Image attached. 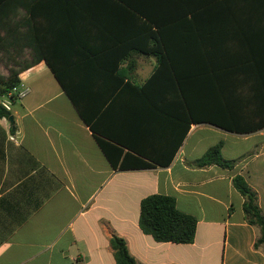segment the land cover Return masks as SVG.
Wrapping results in <instances>:
<instances>
[{"label": "crops", "instance_id": "0c3cea01", "mask_svg": "<svg viewBox=\"0 0 264 264\" xmlns=\"http://www.w3.org/2000/svg\"><path fill=\"white\" fill-rule=\"evenodd\" d=\"M184 13L204 16L193 28L205 48L172 54L174 70L175 60L186 63L177 67L191 78L194 107L202 97L204 112L232 130L191 124L175 154L183 125L176 134L175 103L164 96L175 81L142 90L159 65L144 52L145 31L166 29L175 45V15ZM2 31L12 35L4 43L0 36V61L24 62L20 82L47 80L0 100L13 119L0 117V264H117L115 235L138 264H264L260 231L233 185L242 176L264 215V0H5ZM52 67L99 137L138 149L153 165L115 170ZM35 93L46 96L33 101ZM219 142L231 168L193 165ZM155 194L197 219L194 243L143 233L141 202Z\"/></svg>", "mask_w": 264, "mask_h": 264}, {"label": "trees", "instance_id": "16d2710c", "mask_svg": "<svg viewBox=\"0 0 264 264\" xmlns=\"http://www.w3.org/2000/svg\"><path fill=\"white\" fill-rule=\"evenodd\" d=\"M4 1L5 0H0V4ZM203 17L204 16L200 13L175 15V22H178L181 26V28H175V45L168 44L167 38L168 34L171 32L166 29L157 31L148 29L145 31L146 40L149 39V44L145 47L144 52L145 54L158 56L159 65L142 90L147 91L148 87L156 84L159 85L158 83L160 81H162L163 84L166 83L169 87L171 80L175 81V88L164 93L166 97L165 101L175 103V121L178 123V126L175 128L176 134L179 133V126L183 125L179 138L175 141V154L182 146L191 124L209 122L218 127L232 130L229 124L226 123L222 125L218 120V116L214 117L204 112L202 108V97L199 98V96H196L197 106L194 107L195 102L193 98H195V96L193 94L190 95L191 78L188 76L186 70L180 71L177 67L178 64L186 63H177V60H175L174 70V63L170 60V56L174 53L175 59L177 55H187L194 52L202 53L203 48H205L203 31L193 28V24L201 21ZM188 39H190V41ZM217 50L218 45L212 44V58L216 57ZM212 62L213 71L216 72L219 65L218 60ZM52 69L57 80L65 91H67V95L77 107L81 118L95 134L99 146L115 170L143 169L153 165L141 159L138 149L132 146L130 147V145L126 147V145L108 141L104 139V137H99L100 135L98 136L89 115L80 107L76 95L68 91V86L64 83V79L58 75V71L54 67H52ZM19 74L18 71L12 72L10 78L6 81L0 77V97L10 94V99L12 101L17 99L15 89L20 83ZM213 100L218 103L217 96H215ZM11 116L12 114L9 109L0 102V117L10 118ZM124 148H127L129 151H125ZM222 148L223 142H219L217 145L208 149L200 159L193 163V165L197 168L211 165L231 168L232 164L222 157ZM233 185L244 198L243 211L247 223L257 227L260 231L259 237L255 242V248H264V215L259 205L258 193L240 175L234 177ZM139 226L144 234L152 236L156 242L192 244L196 237L197 219L191 215L180 212L177 209L174 197L155 194L142 200ZM111 245L115 252L117 264H138L130 254L125 239L115 235L111 239Z\"/></svg>", "mask_w": 264, "mask_h": 264}, {"label": "rangeland", "instance_id": "374dc122", "mask_svg": "<svg viewBox=\"0 0 264 264\" xmlns=\"http://www.w3.org/2000/svg\"><path fill=\"white\" fill-rule=\"evenodd\" d=\"M11 35H12L11 31H2L0 33L1 42L3 41L2 43H4L5 40L10 39ZM5 48H9V45H7V46L3 45V49H5ZM9 51H10V49L7 50L6 54H8ZM2 57H3V60L0 61V73L2 74V76H0V77L6 81L10 78L12 72L17 71L20 66L24 65V62L13 61L12 57H9L8 55H5V54H3ZM46 80L47 79L43 78V77H28V78L24 77V78H22V80L18 84V86L16 87V91L21 92V93H26V90L29 89L31 86H40ZM16 91H15V93H16ZM16 95H17V93H16ZM44 96H46V95H41V94L35 93V94H32L30 97H32L31 100H33V101H43ZM4 97L10 98V94H6ZM4 97H0V100L5 101ZM17 98H18V95H17ZM21 100L22 99H19V101H21ZM24 100H27V99H23V101Z\"/></svg>", "mask_w": 264, "mask_h": 264}, {"label": "built area", "instance_id": "2783aa9c", "mask_svg": "<svg viewBox=\"0 0 264 264\" xmlns=\"http://www.w3.org/2000/svg\"><path fill=\"white\" fill-rule=\"evenodd\" d=\"M15 91H16V89H15ZM16 93H17V95H18V97H23L24 95H25V93H21V92H17L16 91ZM5 105V104H4ZM6 106V105H5ZM7 107V106H6Z\"/></svg>", "mask_w": 264, "mask_h": 264}, {"label": "water", "instance_id": "95a60500", "mask_svg": "<svg viewBox=\"0 0 264 264\" xmlns=\"http://www.w3.org/2000/svg\"><path fill=\"white\" fill-rule=\"evenodd\" d=\"M9 119H10V121H12V120H13V119H12V117H10Z\"/></svg>", "mask_w": 264, "mask_h": 264}]
</instances>
